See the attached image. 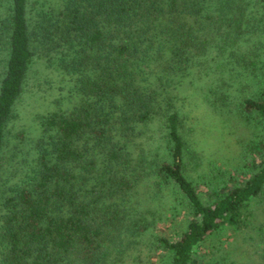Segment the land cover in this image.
<instances>
[{
  "label": "trees",
  "instance_id": "obj_1",
  "mask_svg": "<svg viewBox=\"0 0 264 264\" xmlns=\"http://www.w3.org/2000/svg\"><path fill=\"white\" fill-rule=\"evenodd\" d=\"M256 37L264 0H0V264H198L219 231L253 229L264 202ZM39 60L59 95L6 159ZM201 106L241 145L231 169ZM160 221L179 227L170 236Z\"/></svg>",
  "mask_w": 264,
  "mask_h": 264
},
{
  "label": "rangeland",
  "instance_id": "obj_2",
  "mask_svg": "<svg viewBox=\"0 0 264 264\" xmlns=\"http://www.w3.org/2000/svg\"><path fill=\"white\" fill-rule=\"evenodd\" d=\"M250 45L252 46V52L258 55L256 60L264 61V39L253 38ZM235 75L238 74L234 72L230 76L231 78H228L229 82L234 85L239 83L238 77L233 78ZM58 78L56 73L50 68H46L41 60L35 62L29 76L27 91L17 105V118L8 127L9 147L4 155L6 159L9 148L16 141L13 137L14 134L19 130H23L27 136H35L38 128L35 117L54 107V100L59 95ZM252 84L253 81L249 83V86H252ZM234 89L235 87L232 86L231 91L233 92ZM208 110L210 109L201 106L200 108H194V113L202 117L203 128L209 135L213 134L215 129L219 132L222 131L221 141H216L218 145L219 142L221 143V157L223 158L221 165H226L231 169L240 160L238 152L241 145L236 142L237 139L231 135L229 129L222 127V123L220 124L217 120L218 118ZM216 123L219 126L218 128L213 126ZM239 134V139L243 141L248 136L246 131ZM4 168H7L5 163L2 170ZM2 170L0 171L1 178L4 173ZM257 205L259 208L256 217L258 218L253 225V229L251 228L247 232H238L230 228L219 231L213 238L203 243V247L198 250V264H258L259 253L264 249V202ZM180 216L177 217V220L180 219ZM168 226L167 223L160 221L157 224V230L172 236L173 231L178 229L179 223L170 228ZM154 259L155 257L152 259V264H154Z\"/></svg>",
  "mask_w": 264,
  "mask_h": 264
}]
</instances>
